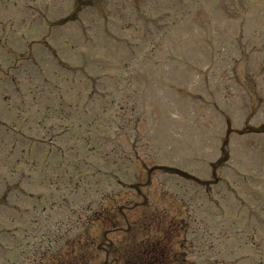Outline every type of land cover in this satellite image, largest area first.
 <instances>
[{"label":"rangeland","instance_id":"rangeland-1","mask_svg":"<svg viewBox=\"0 0 264 264\" xmlns=\"http://www.w3.org/2000/svg\"><path fill=\"white\" fill-rule=\"evenodd\" d=\"M33 1L39 11L44 4L50 5L44 15L48 26L69 23L61 19L65 18L71 0ZM92 1L93 7L78 14L82 24L92 26L90 36L94 42L86 47L80 43L76 25L73 28L75 37L70 38L73 30L66 27L58 34V30L49 34L40 23L39 27L30 26L28 30L8 24L12 44L8 46L14 57L0 53L1 60H8L0 66V113L1 117H8L7 122L16 121L17 126L16 139L10 138L11 135L5 137L2 131L0 134V176L5 178L0 183V198H3L0 200V247L4 249L3 246L10 245L16 254L11 257L0 248V264H20V260L29 256V251L39 253L40 257H45L44 252L54 251L58 253L55 259L59 264L69 261L68 264H103L110 260L111 254L99 248L104 242L96 244L94 240L96 245L87 248L74 246L75 251L68 243L85 227L86 214L97 215L98 204L108 208V214L114 206L118 216L98 214L95 219H102V227L100 231L87 230V236L101 238V231L108 229L112 234H107V238L114 243L109 249L120 242L127 246L125 241L135 240L138 245L144 235L134 236L125 228L131 223L140 225L143 216H147V219L159 221L156 226L161 228L160 232L152 229L149 236L157 239L154 246H162L158 250L165 249L171 258L164 264H204L197 261L201 254L216 260L212 264H250V257L263 261L264 224L259 230L250 228L245 233L240 230L248 222L254 226L253 219L264 221V136L243 134L245 130L264 125V105H259L264 104V0H246V6L257 4V9L252 10L242 8L241 0ZM19 2L24 0H11V6L18 7ZM242 11L246 16L243 26L240 25ZM15 12L8 9L4 17L0 16V22L17 21ZM165 23L169 27L164 28ZM144 30L151 31L147 40ZM42 35V40L51 45L39 46L34 42ZM119 37L123 41L130 40L127 45L139 43L134 58H137L135 63L140 68V75L131 74V78L125 77L121 84L108 81V78L122 77L132 71L117 59L130 58L127 45L120 43ZM6 38L5 35L3 41ZM17 43L18 48L14 46ZM33 43L34 49L39 47L27 52ZM61 44L70 54L65 49L61 51L63 55L59 53ZM57 52L63 58L60 60L62 65H66V58L71 67L77 62L87 67L84 75L81 73L76 77V84L61 79H67L69 75L56 68ZM173 58L177 59L171 61ZM15 65L20 69L13 71ZM40 71L42 78L34 76ZM86 74L102 76L97 85L99 95L109 97L111 89L123 95L124 110L109 112L105 116L107 121L103 118L99 124L100 128L106 127L108 133L102 128L92 130L95 143L88 134H80L79 128L61 137L63 130L76 121H66L55 112L61 92L60 97L66 98L64 103L73 104L75 111L86 96H91V93H85L87 86L91 90ZM27 75H32L30 78L36 82L27 79ZM255 81L259 82L257 89L254 88ZM96 83L98 81L94 88ZM16 87H22V94ZM117 98L113 95L112 100ZM96 101L98 98L92 96L93 106ZM47 104L53 105V111L45 113L44 125L39 128V119L34 118L42 117L44 110L41 108ZM25 115L27 120L30 118L29 123L23 120ZM134 119L137 120V143L130 137L122 138L120 133L126 125L131 126ZM0 121L2 124L3 120ZM116 122H121L118 134L113 132ZM111 134L117 138L110 139ZM50 136L54 139L48 140ZM130 136H133L132 132ZM224 140L223 150L228 151V160L223 165L217 162L214 175H211L210 166L222 155ZM134 150L137 155L130 159ZM153 151L157 158L161 156L157 159L159 162L154 161L160 164L159 167L186 171L206 185L180 182V177L175 174H159L163 171L158 169L146 174L140 170L138 159L145 161L142 152L150 155ZM69 161L77 167L83 161L75 178H71L73 186L61 182V171L68 169ZM9 166L15 169L14 173ZM84 169L100 170L101 173L112 170L111 174L116 172L126 188L105 184L107 179L104 182L99 179L102 185L98 186L88 182L83 184L79 175ZM17 171L23 173L19 179ZM35 172L39 174V184L29 180L28 175ZM70 175L71 171L67 170L64 177ZM146 177L145 183L132 186L133 178L144 181ZM16 181L27 197L15 193L20 188L11 184ZM164 183L176 196L173 199L168 195L170 201L158 190ZM6 185V189L11 186L13 192L9 201L4 200V195L1 197ZM89 187L93 189L82 195ZM100 194L106 196L105 201L97 200ZM12 204L27 208L29 215L13 219L14 212L7 207ZM37 219L40 221L37 230L27 234L31 247L28 250L25 230L34 226ZM235 232L238 236L233 239ZM252 233L261 248L252 245L256 241L252 239ZM164 234L166 241L161 238ZM39 241L41 244L36 250L34 246ZM211 244L214 247L210 249ZM133 248L137 249L136 246ZM63 249L67 251V260H62L65 257Z\"/></svg>","mask_w":264,"mask_h":264}]
</instances>
